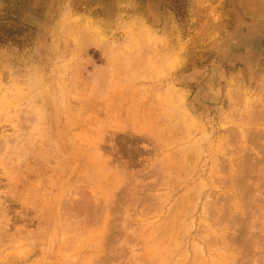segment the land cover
Masks as SVG:
<instances>
[{
    "label": "rangeland",
    "instance_id": "1",
    "mask_svg": "<svg viewBox=\"0 0 264 264\" xmlns=\"http://www.w3.org/2000/svg\"><path fill=\"white\" fill-rule=\"evenodd\" d=\"M0 264H264V0H0Z\"/></svg>",
    "mask_w": 264,
    "mask_h": 264
}]
</instances>
